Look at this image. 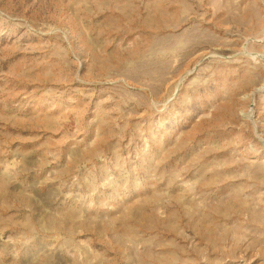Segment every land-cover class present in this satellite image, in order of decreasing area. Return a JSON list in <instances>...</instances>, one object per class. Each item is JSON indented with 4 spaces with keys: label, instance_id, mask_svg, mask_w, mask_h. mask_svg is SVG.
Listing matches in <instances>:
<instances>
[{
    "label": "rangeland",
    "instance_id": "374dc122",
    "mask_svg": "<svg viewBox=\"0 0 264 264\" xmlns=\"http://www.w3.org/2000/svg\"><path fill=\"white\" fill-rule=\"evenodd\" d=\"M0 264H264V0H0Z\"/></svg>",
    "mask_w": 264,
    "mask_h": 264
}]
</instances>
